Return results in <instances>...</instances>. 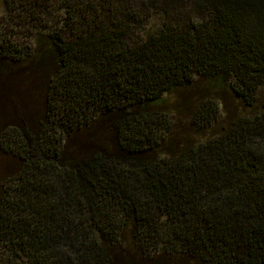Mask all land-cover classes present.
<instances>
[{"label": "trees", "instance_id": "trees-1", "mask_svg": "<svg viewBox=\"0 0 264 264\" xmlns=\"http://www.w3.org/2000/svg\"><path fill=\"white\" fill-rule=\"evenodd\" d=\"M2 26L0 71L47 79L0 132V264H264V0H4Z\"/></svg>", "mask_w": 264, "mask_h": 264}, {"label": "rangeland", "instance_id": "rangeland-1", "mask_svg": "<svg viewBox=\"0 0 264 264\" xmlns=\"http://www.w3.org/2000/svg\"><path fill=\"white\" fill-rule=\"evenodd\" d=\"M4 0H0V32L3 30ZM47 71L33 72L27 65L9 67L0 71V132L14 114H42L43 91ZM4 152V153H3ZM16 158L0 146V172L8 175Z\"/></svg>", "mask_w": 264, "mask_h": 264}]
</instances>
